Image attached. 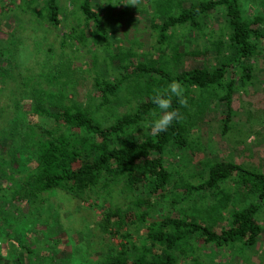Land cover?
Returning <instances> with one entry per match:
<instances>
[{
  "label": "trees",
  "instance_id": "trees-1",
  "mask_svg": "<svg viewBox=\"0 0 264 264\" xmlns=\"http://www.w3.org/2000/svg\"><path fill=\"white\" fill-rule=\"evenodd\" d=\"M35 1L31 0L34 4ZM69 1L76 5L77 24L63 33L62 47L68 40L69 46L77 48L86 39V32L93 30L101 38L107 37L93 0ZM59 3V0H41L38 6H31L30 13L38 23L58 28L65 17ZM148 3L153 11L150 25L156 32V43L172 48L173 62L183 54H197V50L179 52L177 44L171 46L172 30L186 27L202 33L206 18L221 10L227 30L221 34L224 39L210 41L203 50H214V66L173 70L161 56L159 60L127 59L120 61V72L111 80L96 72L88 100L82 103L67 90L72 85L75 92L76 72L80 67L63 52L54 61L53 48L48 47V71L24 74L22 84L30 90V100L24 104L16 98L13 103L9 98L16 108L14 113L27 117L6 124L23 128L16 139L15 153L21 158L27 156L34 164L23 170L20 182L0 186V203L32 204L48 190L60 191L77 200H103L95 204L101 208L100 217L91 225L83 223L84 230L78 232V240L84 242L85 249L79 250L75 243L77 248L71 246L68 255L50 264H188L186 259L193 252L195 240L216 247L244 246L253 244L262 232L256 216L264 206L263 172L231 159L216 158L201 165V173L193 183L182 175L176 176L178 171L167 166L165 159L167 153L190 148L192 126L203 118L214 99L224 107L220 115L222 132L229 128L237 81L244 84L252 78L253 60L262 54L261 17L244 16L239 0H149ZM19 46L22 44L18 41L15 47L1 51L3 62L7 67L29 69L30 59L26 64L21 62L24 65L21 66L13 55L14 50H23ZM6 70L0 64V84L5 80ZM172 81L179 84L186 102L181 104L177 96L170 94L172 108L180 119L166 131L157 132L150 127L159 112L152 97L163 94ZM20 83L21 80L18 89ZM2 87L3 91L7 89L5 84ZM123 89L134 101L125 96L121 100L119 92ZM95 91L101 100L93 105L90 100ZM3 109L0 106V112ZM4 131L5 128L0 133ZM227 182L233 185L226 186ZM234 192L250 200L229 210L227 223L216 229L215 224L220 225ZM101 195L104 198L100 199ZM125 196L129 198L121 204ZM164 200L172 208L183 202L191 201L193 205L189 210L177 208V214L164 211L152 215V210ZM198 200L204 204L196 206ZM158 207L163 211L159 204ZM208 220L211 223H205ZM52 229L56 231L48 235L55 242L54 234L60 229L58 226ZM4 234L10 236L8 230ZM113 237L120 241H113ZM18 247L22 254L14 259L8 260L0 253V264H25L26 254L34 249L21 240ZM91 255L97 257L95 261H90ZM35 257L39 264L43 263L42 257L38 254Z\"/></svg>",
  "mask_w": 264,
  "mask_h": 264
},
{
  "label": "rangeland",
  "instance_id": "rangeland-1",
  "mask_svg": "<svg viewBox=\"0 0 264 264\" xmlns=\"http://www.w3.org/2000/svg\"><path fill=\"white\" fill-rule=\"evenodd\" d=\"M239 1L244 16H260L262 20L260 26L264 29V0ZM59 2L65 13L64 22L58 28L52 29L46 27L44 22L38 23L30 13L31 6H38L41 0L35 1V4L31 0H0V64L7 68L4 72L5 80L0 84V106L4 107L0 112V130L5 128V131L0 133L1 187L20 182L23 170L30 169L34 164L26 158L27 156L21 158L22 156L15 153L16 139L23 133V128L17 125L14 128L13 124L10 126L6 124L12 119L26 120L24 114L14 113L16 108L11 104V100L15 103L17 98L24 104L30 100L31 92L22 84L25 82L24 74L34 75L48 71V47L53 48L54 61L58 60V53L63 52L80 67L76 72L75 92L72 85L67 86V90L79 102L86 103L87 94L92 89L93 75L99 72L101 76L111 80L120 72L118 68L120 61L131 59L136 62L149 58L159 60L162 57V60L166 61L173 70L201 65L214 66L216 62L214 50L203 52L204 47L210 41L224 39L221 34L227 31L221 10L213 11L206 18L202 33L188 30L186 27L174 28L170 36L171 46L177 44L179 52L197 50V54H183L179 60L173 62L172 48L161 47L156 43V32L150 25L153 11L148 3L149 0H93V8L100 14L107 37L101 38L93 30L88 34L86 32V39L78 43L77 48L69 46L68 40L62 47L60 39L63 33L68 32L70 26L77 24V12L76 5L69 0H59ZM221 28L223 30H220ZM18 41L24 48L21 51L14 50L13 55H16L17 62L21 66H24L20 64L21 62L26 64L30 59L29 69L7 67L3 62L1 51L4 52L6 47H15ZM22 46L19 48L22 49ZM261 48L262 54L253 60L252 78L244 84L237 81L232 100L234 113L229 128L222 132L220 115L224 107L214 99L209 103L203 118L192 126L190 148L186 151L167 153L166 165L178 171L176 176L182 175L183 179L194 183L201 173L199 172L201 165L216 158L231 159L254 171L264 173V41L261 43ZM15 64L17 63L14 62ZM19 80H21L20 89H18ZM4 84L7 89L3 91ZM119 93L122 101L124 96L132 98L125 89ZM100 100L99 94L95 91L90 100L91 104L95 105ZM226 184L230 187L233 185L231 182ZM139 190L140 186L136 191ZM102 198L104 195L100 196V199ZM128 198L125 196L120 203L123 204ZM249 200L234 192L233 199L228 202V207L223 212L224 217L221 218L220 225L215 224V228L218 229L227 223L229 210ZM102 201H94L93 198L77 200L60 191L48 190L39 195L32 204L21 201L14 202V206L6 201L0 203V253L8 260L21 255L22 250L18 247V242L21 240L34 249L31 254H26L25 264H39L36 254L43 258V263L50 264L52 260L68 255L71 246L73 248L75 243L79 250L85 249L84 242L78 240V232L84 230L81 227L83 223L91 225L100 217L101 208L95 204ZM158 204L163 207V211ZM158 204L153 210L151 209L154 216L164 211L177 214V208L180 207L189 210L193 202H183L175 208L169 207L166 200ZM201 204H204V201L196 202V206ZM256 217L262 226V232L253 244L216 247L195 240L193 252H190L189 258L186 259L188 264L194 261L198 264H264V206L260 208ZM209 220L205 223H211ZM56 226L60 230L58 234H54L55 242H53L48 234L54 233L56 230L52 228ZM6 230L10 236L3 235ZM113 241L119 242L120 239L113 237ZM96 258L95 255L89 257L90 261H95Z\"/></svg>",
  "mask_w": 264,
  "mask_h": 264
},
{
  "label": "clouds",
  "instance_id": "clouds-1",
  "mask_svg": "<svg viewBox=\"0 0 264 264\" xmlns=\"http://www.w3.org/2000/svg\"><path fill=\"white\" fill-rule=\"evenodd\" d=\"M177 96L179 103H185V99L182 96L180 86L176 81H172L167 86L166 91L163 94H157L152 97V103L159 110L156 113L157 118L151 121L150 127L155 129L157 132H164L170 127L174 121L180 119L177 110L172 108L171 95Z\"/></svg>",
  "mask_w": 264,
  "mask_h": 264
}]
</instances>
